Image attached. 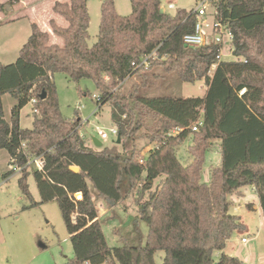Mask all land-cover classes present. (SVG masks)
<instances>
[{
    "label": "trees",
    "instance_id": "obj_1",
    "mask_svg": "<svg viewBox=\"0 0 264 264\" xmlns=\"http://www.w3.org/2000/svg\"><path fill=\"white\" fill-rule=\"evenodd\" d=\"M131 8V14L122 17L113 0H105L91 47L87 0L54 5L53 11L68 24L49 22L62 45L51 44L47 32L31 25L15 63L0 65V151L11 165L43 157V170L32 175L40 204L55 201L65 223L73 256L64 264H155L159 251L164 253L162 264H214L215 252H222L243 229L230 212L229 196L254 188L264 218V0H219V14L233 33L232 54L242 61L222 62L212 78L207 74L216 48L190 49L182 42L193 31L192 15L184 10L173 16L161 13L160 0H131ZM153 52L155 57L146 60ZM156 69L163 76L174 73L178 84L204 80V97L141 93ZM55 73L70 82L94 83L100 98L96 104L110 103L112 108L114 146H87L78 134L79 123L63 118ZM135 77L140 81L124 86ZM3 95L15 101L9 121L4 118ZM33 98L39 115H34L31 129H22L20 111ZM177 129L181 131L174 134ZM189 136L193 160L184 166L177 149ZM137 139L152 146L146 157ZM213 142H219L221 164L206 184L201 173ZM28 176L23 170L17 185L32 200ZM158 179L161 183L152 191ZM77 193L82 194L79 202L74 199ZM130 195L137 206L136 226L148 228L146 242L132 246L123 241V246L110 248L94 201L114 207ZM136 231L141 243L139 228ZM215 264L242 263L222 253Z\"/></svg>",
    "mask_w": 264,
    "mask_h": 264
},
{
    "label": "rangeland",
    "instance_id": "obj_2",
    "mask_svg": "<svg viewBox=\"0 0 264 264\" xmlns=\"http://www.w3.org/2000/svg\"><path fill=\"white\" fill-rule=\"evenodd\" d=\"M104 1L87 0L89 15L87 43L89 47L94 45L97 40L101 5ZM58 2L69 4L71 0H0V5L3 6V10L0 11V65L15 63L21 48L31 35L32 24H37L42 31L51 36V44L62 45V41L52 34L49 24L53 20L60 27L68 25L65 19L53 11L54 5ZM113 3L119 16L126 17L131 14V0H113ZM170 3H173L177 9H169ZM197 3L198 0H160L161 9L170 16L175 15L178 10L190 12ZM4 21L9 22L1 24ZM226 53L227 56L224 60L230 61L233 58L231 51ZM156 72L153 77H147L149 85L140 89L141 93L150 96L177 95L185 98H202L206 93L207 87L204 80L178 84L175 81L174 73L163 76L158 69ZM52 80L56 88L61 115L67 120L79 123L78 134L83 137L86 145L93 147V140L96 139L101 142L102 147L114 146L117 137L111 136L108 131L115 127L111 120L112 108L110 103L103 106L96 104L94 98L99 97V93L94 83L90 80H82L79 83L70 82L61 73H55ZM139 81L135 77L125 82L124 86L129 87ZM82 92L86 93L85 96L82 95ZM14 104L13 98L5 95L3 107L6 116H10V110ZM32 108L33 106L28 103L20 111V127L22 129L32 128L34 120ZM150 122L148 121V124ZM98 129L107 133L108 138L100 140L97 135ZM142 133L143 131L139 135ZM146 145L144 139H137V148L143 149L142 157H146L147 150L152 147ZM191 146L192 137L189 136L177 149V157L184 166L193 160L189 153ZM116 149L121 152V145H117ZM219 151V142H213L206 153L202 167V183L207 184L211 171L221 164ZM9 163L6 152L0 151V264H64L68 259H72L73 250L58 204L55 201L40 204L32 168L28 170L27 178L32 200L26 199L17 185L21 174L19 172L8 174L12 168ZM160 181L161 179H158L154 182L152 191L160 185ZM136 193L137 191H134L132 194ZM132 197L130 195L114 207L98 199L94 201L96 209L98 208L97 213L103 234L110 248L123 246V241L132 246L144 245L146 242L148 228L143 223L136 226L137 206ZM228 199L232 203L230 212L234 207H240V222L249 230L246 232L236 231L231 238L229 247L236 248V254L240 255L236 258L242 264H264L263 249L261 248L264 237V220L259 212H254L246 207L248 204H253L255 200L258 201L256 195L251 187L247 186L242 188L240 195L234 194ZM136 227L139 228L142 236L141 243L138 241ZM257 233L259 234L258 247L256 248V243L253 240ZM242 236L248 239L246 247L240 243ZM251 246H253L252 252L249 250ZM163 258L164 253L157 252L154 256L155 264H162Z\"/></svg>",
    "mask_w": 264,
    "mask_h": 264
},
{
    "label": "built area",
    "instance_id": "obj_3",
    "mask_svg": "<svg viewBox=\"0 0 264 264\" xmlns=\"http://www.w3.org/2000/svg\"><path fill=\"white\" fill-rule=\"evenodd\" d=\"M218 2L219 0H198L196 6L190 12H188L195 19L193 31L191 33L185 34L182 39L183 45L190 49H199L209 46H214L216 48L215 58L212 64L210 65L207 74L209 78H212L217 67L222 62H225L224 58L227 56V51H231V56L233 57V60L231 59L230 61H242L241 58H237L232 54L233 33L229 29L227 22L219 14ZM169 9L176 10L177 8L173 3H170ZM154 57L155 52L151 53L146 58V60ZM143 63L146 64L145 61ZM94 99L96 103L100 102L99 97H95ZM29 103L33 106L32 114L38 115L39 111L36 108L37 99L33 98L30 100ZM194 130H196L195 127L193 128V131ZM108 131L111 136L117 137L116 127H112ZM180 131V129H177L173 131V133L176 134ZM97 135L100 140H105L108 138V134L105 133L103 130L98 129ZM149 150L150 148L147 150V152ZM44 166L45 161L42 156L29 157L24 165H11L12 168L9 170L8 174H10V172H19L21 174L23 170H29L30 168L34 169V171H42ZM74 199L76 202L81 201L82 194H75ZM72 220H74V216ZM241 242L246 243L247 239L243 238Z\"/></svg>",
    "mask_w": 264,
    "mask_h": 264
},
{
    "label": "crops",
    "instance_id": "obj_4",
    "mask_svg": "<svg viewBox=\"0 0 264 264\" xmlns=\"http://www.w3.org/2000/svg\"><path fill=\"white\" fill-rule=\"evenodd\" d=\"M7 22H9V21H4V22H2L1 24H6ZM51 37V36H50ZM4 97H5V95H3L2 96V103H3V99H4ZM3 109H4V107H3ZM4 115H5V112H4ZM9 118H10V116H6L5 115V120L6 121H9ZM219 153H220V151H219ZM9 158V157H8ZM10 164V163H9ZM251 189H252V191L254 192V194L256 195V197H257V194L255 193V191H254V188H252L251 187ZM240 194H241V191H240ZM239 194V195H240ZM257 199H258V197H257ZM257 202V203H256ZM246 207L248 208V209H250V210H252V211H254V212H259L260 213V216H262V214H261V210H260V205H259V201H257V200H255L254 201V203L253 204H248V205H246ZM233 215H235V216H237V217H239V219L241 218L240 217V207H234V209H233V211L231 212ZM262 218H263V216H262ZM99 219V218H98ZM263 220H264V218H263ZM264 223V222H263ZM240 224L243 226V229H242V231L243 232H246V231H249L248 229H247V227L243 224V223H241L240 222ZM258 232H259V230H258ZM236 233V232H235ZM234 233V234H235ZM258 234L259 233H257L256 234V236H255V239L253 240V242L254 243H256V248L258 247V242H257V239H258ZM232 238V237H231ZM231 238L226 242V246H225V248H224V250L222 251V252H215V254H214V264L218 261V259H219V257H220V255L222 254V253H225L226 255H229V256H232V257H239L240 255L239 254H236V248L235 247H229V243L231 242ZM243 238H245L244 236H242L241 238H240V243H241V245H244L245 247H246V245H248V239H247V242L246 243H242L241 242V240L243 239ZM246 239V238H245ZM249 248V247H248ZM261 248L263 249V251H262V254L264 255V237H263V240H262V245H261ZM251 252L253 251V246H251L250 247V249H249ZM249 250H248V252H249ZM262 255V256H263ZM261 264V263H260Z\"/></svg>",
    "mask_w": 264,
    "mask_h": 264
},
{
    "label": "water",
    "instance_id": "obj_5",
    "mask_svg": "<svg viewBox=\"0 0 264 264\" xmlns=\"http://www.w3.org/2000/svg\"><path fill=\"white\" fill-rule=\"evenodd\" d=\"M160 12H161V13H164L162 9H160ZM44 98H45V95H44V94H41V95H40V99L43 100ZM117 143H118V144L120 143L119 138L117 139ZM93 145H94V147H96V148H100V147H102L101 142H99V141L96 140V139L93 140ZM71 171H73V172H75V173H78V172H79V168H78V167H71Z\"/></svg>",
    "mask_w": 264,
    "mask_h": 264
}]
</instances>
